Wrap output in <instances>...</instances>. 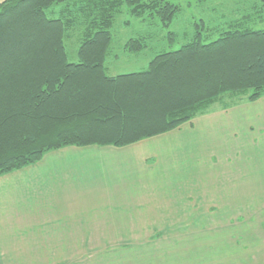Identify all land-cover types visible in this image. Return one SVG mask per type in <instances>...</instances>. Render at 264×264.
I'll return each mask as SVG.
<instances>
[{
	"label": "trees",
	"instance_id": "16d2710c",
	"mask_svg": "<svg viewBox=\"0 0 264 264\" xmlns=\"http://www.w3.org/2000/svg\"><path fill=\"white\" fill-rule=\"evenodd\" d=\"M181 9L170 0L2 3L0 38L7 31L12 35L0 40V175L37 162L50 150L128 145L212 109L232 107L241 98L261 97L264 27L250 22L256 15L264 23V0L222 26L210 27L203 17L193 37L177 49L170 50L175 32L166 33L168 48L153 55L143 71L108 74L112 27L119 16L157 18L166 28ZM75 32L77 59L70 61L66 39ZM124 47L112 58L145 45L128 39ZM131 100L138 106L130 108ZM127 121L132 124L126 126Z\"/></svg>",
	"mask_w": 264,
	"mask_h": 264
},
{
	"label": "crops",
	"instance_id": "0c3cea01",
	"mask_svg": "<svg viewBox=\"0 0 264 264\" xmlns=\"http://www.w3.org/2000/svg\"><path fill=\"white\" fill-rule=\"evenodd\" d=\"M5 1L0 0V5ZM128 56L127 64L133 63L128 70L111 69L113 63L108 57V74L143 71L152 59L144 52ZM118 61L116 58L117 66ZM183 126L124 146H65L46 152L33 164L1 174L0 264H76V254H86L91 239L108 238H150L143 242L145 245L138 243L132 248L138 255L137 264L142 259L140 250L148 253L147 264H264V252L262 255L257 251L261 245L244 246L232 235L226 240L234 242V246L195 247L191 244L203 243L204 237L177 239L175 230L182 228L179 219L184 221V217L177 212L179 201L171 196L170 173L175 164H180V157L191 155V139L182 134L189 127L196 131L197 160L191 161L199 176L196 183L202 185L203 175L215 181L221 176L225 181L231 178L229 172L236 165L239 148L245 167L254 169L252 159H260L259 164H254L258 173L254 172L264 175V102L245 101L227 109H212L197 116L188 127ZM236 138L242 140L241 146H237ZM162 165L166 171L161 170ZM251 169L244 168V174L251 173ZM179 178L182 182L186 175ZM260 183L264 180L260 179ZM166 190L164 203L158 192ZM243 215L245 219L248 216ZM186 218L202 222L199 216ZM141 221L146 222L148 233L152 229L162 232V239L151 244V238L158 236L141 232ZM259 221L263 223L264 218ZM165 226H169L171 234L164 233ZM193 232L204 234L202 230H191L190 234ZM261 232L260 238L264 239ZM76 239H84L85 249L81 245L80 250L76 249Z\"/></svg>",
	"mask_w": 264,
	"mask_h": 264
},
{
	"label": "rangeland",
	"instance_id": "374dc122",
	"mask_svg": "<svg viewBox=\"0 0 264 264\" xmlns=\"http://www.w3.org/2000/svg\"><path fill=\"white\" fill-rule=\"evenodd\" d=\"M175 4H181V11L178 12L173 20V22L166 28L162 25V23L157 19H151L149 21H142L141 19L133 18L129 16L128 13L124 12L121 16H119L113 27H112V35H113V46H112V54L109 56V62L113 63L111 69L117 68L120 70H128L133 66V63L127 64L125 61L129 59L130 56L135 53L144 52L145 55L152 57L158 52L168 48L169 44L167 42L168 38L166 37V33L175 32L173 35V45L170 50H174L179 48L183 43L190 40L193 37L194 32L198 29V26L195 23H199L200 19L203 17H207L206 24L208 26H222L226 24V21H230L231 19H235L246 13H252L256 6L259 5V0H205L201 5L198 4V0H170ZM207 7V13L205 16L203 15L205 9ZM203 9V10H201ZM255 15V14H254ZM150 19V17H147ZM146 18V20H148ZM129 22L126 23V20ZM205 24V25H206ZM250 24L252 26H257L258 28H263L264 23L261 22V19H258L256 15L251 20ZM206 25V26H207ZM203 27V26H201ZM201 29V28H200ZM208 30H211L210 28ZM212 36L214 32H211ZM12 33H8V31L0 38L7 39L11 36ZM73 35V37H72ZM69 39H66L67 50L70 61H75L77 59V50L79 47V43H77V33L75 35L72 34ZM75 37V38H74ZM128 39H138L141 41L145 47L140 50V52H132L124 53L119 57L118 66L115 59L112 58L113 54L121 53V50H125V43ZM76 40V41H75ZM236 50V51H235ZM233 50L232 53L238 52L237 49ZM126 51V50H125ZM234 53V54H235ZM124 60L123 62H120ZM121 63V64H120ZM126 63V65H125ZM120 65V66H119ZM120 67V68H119ZM83 83V82H80ZM79 82H76L75 85H79ZM67 92V91H66ZM140 98V97H138ZM83 99V98H82ZM264 102V93L261 97L254 101H249L247 98H241L237 103L241 102ZM130 102V108L134 106H138L135 102L134 104ZM219 105V104H218ZM210 112V111H208ZM205 112L203 114H207ZM199 116V115H198ZM196 117L190 119L187 122L182 123L178 127L173 130L184 127L183 125L187 124V127L194 121ZM142 124H145L144 120H148L146 116L143 118L141 116ZM127 123V124H126ZM125 124L129 126L132 122L127 121ZM134 124V123H133ZM193 126V125H191ZM89 126H87L88 128ZM173 130L164 132L171 133ZM195 128L190 130L188 127V131L182 132V134H186L191 139L189 143L192 146L191 155L189 158L180 157V164H175L173 168L170 169V173L172 174V189L171 196L172 199L179 201L181 207H178V211L183 215L184 221L179 219L182 223V228L180 230H175L178 238H182V240L190 241V236L192 237H204L205 240L203 243L199 244H191L195 247H199L197 245H235L234 242L230 243L228 240L230 235H232L235 241L242 242V245L248 247L262 246L261 249L257 251H262V255L264 252V239L260 238L262 236V232L264 231V222H260L259 219L264 218V189H260V187H264V183H260V179L264 180V175H258V167L255 168L259 164L260 159L253 158L252 159V168L249 166L245 167L243 157V151L241 148L236 149V165L232 172H229L231 178H228L226 181L222 179L220 180H207V178L203 177V183L200 185V182L197 180L199 176L196 174L195 167L191 165V161L197 160L195 157L194 149L196 148L195 142ZM238 132V131H237ZM236 132V135H237ZM161 133V134H164ZM160 135V134H158ZM157 136V135H155ZM154 136H150L147 138H152ZM237 141V146H241L242 140L240 138L235 139ZM69 146V145H67ZM77 146H85V145H77ZM63 148V147H62ZM183 154L186 155V150H183ZM158 166V164H157ZM179 168V169H177ZM244 168L251 169V173L244 174ZM175 169V170H174ZM162 171H166V166H161ZM179 170L181 173H179ZM186 171V172H185ZM256 171L257 173H255ZM177 172V173H176ZM250 172V171H249ZM182 174V175H181ZM251 174V175H250ZM179 175L184 178L186 175V180L182 181L179 178ZM250 175V178H249ZM197 176V180H196ZM207 177V176H206ZM210 177V176H209ZM245 177V179H244ZM253 177V178H251ZM176 178V179H175ZM158 197L161 201H167L168 191L166 190L158 192ZM165 197V198H164ZM262 202V203H261ZM167 204V203H166ZM185 207L186 209H184ZM248 215L245 219V214ZM251 215V216H250ZM256 215V216H253ZM199 216V219L202 222H197L195 220L186 221V217H195ZM258 216V217H257ZM249 217V218H248ZM255 218L254 220H252ZM216 219H219L217 221ZM233 219V221H231ZM251 220V221H250ZM169 224V223H168ZM146 222H140L139 228L142 232L145 230V234L148 236L155 234L158 237L151 238V244L162 239V232H155L156 229H152L150 233L146 230ZM201 226V228L199 227ZM174 225H171L170 228H173ZM166 231L164 233H170L169 226L164 227ZM163 228V229H164ZM191 230L199 232L202 230V233L193 232L190 234ZM261 230V231H260ZM145 236V237H147ZM180 236V237H179ZM187 237V238H186ZM264 237V236H263ZM144 238V237H143ZM174 238V237H173ZM166 239V238H165ZM195 240H200L199 238H195ZM218 240V241H217ZM107 241V243H105ZM150 241V238H108V239H91L90 249L86 254H76V264H137V256L136 252L133 251V247L139 243L140 246L145 245L143 242L147 243ZM233 241V240H232ZM84 239H76V249L80 250L83 247ZM238 243V242H237ZM163 244V243H162ZM81 245V247H79ZM252 245V246H249ZM252 247V248H253ZM85 249V248H84ZM139 250V249H137ZM238 251V250H237ZM139 252V251H138ZM142 252V259L140 264H147L146 257L148 256L147 252L140 250ZM243 256L242 253H239ZM65 263V262H64ZM62 264V263H60Z\"/></svg>",
	"mask_w": 264,
	"mask_h": 264
}]
</instances>
